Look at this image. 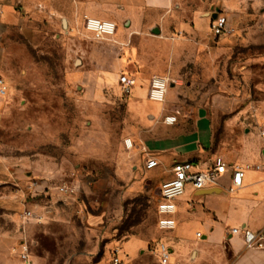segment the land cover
<instances>
[{
    "label": "rangeland",
    "instance_id": "rangeland-1",
    "mask_svg": "<svg viewBox=\"0 0 264 264\" xmlns=\"http://www.w3.org/2000/svg\"><path fill=\"white\" fill-rule=\"evenodd\" d=\"M185 1L202 5L204 16L227 14L230 30L218 36L209 32L208 43H195L194 62L185 58L190 44L183 45L179 73L165 75L171 88L166 100L179 86L180 97L189 98L182 115L204 104L216 132H223L224 121L236 109L225 106L221 98L234 99L242 93L250 98L249 86L240 90L249 82L242 71L250 68L251 55L264 52V0ZM86 19L74 26L50 19L37 27L33 39L17 48L15 61L20 66L10 75L15 92L11 97L7 89L0 104V214L25 210L41 214L53 202L68 214L62 226L70 247L63 264H94L89 254L97 243L114 241L115 250L129 237L151 239L159 234L158 188L147 182L143 170H136L144 153L126 144L140 128L127 108L134 92L127 95L120 87L125 70L113 68L121 46L112 37H95L86 28ZM209 50L215 53L217 68L212 78L224 75L222 82L238 83L237 91L212 83L207 92L202 68L203 52ZM149 106L159 108L161 103L150 101ZM61 184H75L78 189L74 195H62L57 189ZM22 220L24 225L23 216ZM36 239L47 246L53 242ZM122 253L134 258V251Z\"/></svg>",
    "mask_w": 264,
    "mask_h": 264
},
{
    "label": "crops",
    "instance_id": "crops-1",
    "mask_svg": "<svg viewBox=\"0 0 264 264\" xmlns=\"http://www.w3.org/2000/svg\"><path fill=\"white\" fill-rule=\"evenodd\" d=\"M195 6L185 0H0V75L5 77L11 97L15 90L10 75L20 66L15 61L19 58L17 48L30 42L37 27L47 23L45 20H59L74 26L86 16L116 23V32L107 37L121 46V57L113 68L136 76L134 95L129 96L127 102L129 115L140 128L130 140L132 146L144 153L136 170H143L147 182L158 188L156 200L161 183L172 176L176 161L191 160L205 167L219 155L244 169L240 187L233 186L230 170L215 186L196 189L188 185L176 200L175 228L162 231L157 227L158 237L133 236L120 242L117 250L122 264H159L154 251L159 240L171 246L178 264H264V245L246 247L241 234L230 233L237 226L254 231L264 226V52L251 55L250 68L242 71L249 82L240 90H247L249 86L250 98L243 93L242 97L237 95L234 99L221 98L225 106L236 109L224 121L223 132L220 129L216 132L204 104L182 115V107L189 98L180 97L181 89L177 85L168 100L171 88L163 101L148 97L153 77L179 73L184 44H190L185 52L186 60L194 62L195 43H208L213 17L204 16L202 5ZM179 31L183 35L177 37L175 32ZM203 55L207 92H211L212 83L215 86L217 83L221 90L240 88L238 83L222 82L224 75L221 79L212 78L217 71L215 53L209 50ZM219 73L223 74V69ZM140 94L143 97H139ZM3 98L0 97V104ZM150 101L159 102L161 106L152 108ZM166 116H176L175 122H168ZM150 157H155L159 165L145 169V161ZM155 215L157 222L156 202ZM67 218L68 214L55 208L53 202L24 225L22 214H0V264H63L70 247L65 237L67 230L62 226ZM36 221L43 224L36 225ZM36 236L53 242L48 246L38 243ZM22 240L29 245V263L22 261L17 252ZM113 243L94 244L89 254L94 264H111ZM123 250L134 251V258H127Z\"/></svg>",
    "mask_w": 264,
    "mask_h": 264
},
{
    "label": "built area",
    "instance_id": "built-area-1",
    "mask_svg": "<svg viewBox=\"0 0 264 264\" xmlns=\"http://www.w3.org/2000/svg\"><path fill=\"white\" fill-rule=\"evenodd\" d=\"M86 28L90 30L95 37L102 38L112 35L117 25L114 21L104 20L94 17H87ZM230 30V22L227 14L220 13L212 18L211 32L214 36L226 33ZM170 80L166 76H155L150 83L148 97L154 101H163ZM135 86V79L129 75L120 76L121 90L129 95ZM7 94V86L4 78L0 75V97ZM166 120L170 123L175 122L176 116H166ZM128 147L133 145L130 139L126 140ZM159 165V161L155 157L147 158L145 161V169H152ZM258 168L261 165H256ZM264 167V165H262ZM231 171L232 183L234 187H240L243 182L244 169L234 166L228 162L223 156H215L212 161L205 167H201L199 163L191 160L176 161L172 167V176L163 181L159 188V198L156 200V211L158 214L157 227L162 231L173 230L177 224L174 214L177 209L176 200L181 197L186 189L187 184H191L196 189H202L215 186L219 183L221 177ZM58 191L63 195H74L78 189L75 184H61L57 187ZM23 218L28 220L35 216L31 210H25L22 214ZM231 234H241L246 247H262L264 245V226L259 230H252L246 226L233 227ZM154 251L157 254L159 264H178L173 257L174 251L171 246L162 240H159ZM19 258L26 262H30V249L26 241L22 240L18 245ZM123 261L119 257L117 248L112 251L111 264H122Z\"/></svg>",
    "mask_w": 264,
    "mask_h": 264
},
{
    "label": "water",
    "instance_id": "water-1",
    "mask_svg": "<svg viewBox=\"0 0 264 264\" xmlns=\"http://www.w3.org/2000/svg\"><path fill=\"white\" fill-rule=\"evenodd\" d=\"M218 13H214L211 15V17H216Z\"/></svg>",
    "mask_w": 264,
    "mask_h": 264
},
{
    "label": "bare ground",
    "instance_id": "bare-ground-1",
    "mask_svg": "<svg viewBox=\"0 0 264 264\" xmlns=\"http://www.w3.org/2000/svg\"><path fill=\"white\" fill-rule=\"evenodd\" d=\"M115 32H116V31H115ZM115 32H114V33H115ZM114 33H113V34H114ZM113 34H112V35H113ZM109 36H111V35H109Z\"/></svg>",
    "mask_w": 264,
    "mask_h": 264
}]
</instances>
